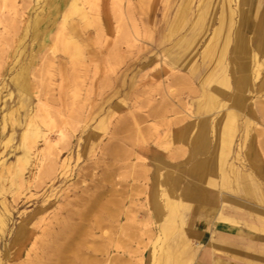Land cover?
<instances>
[{
    "label": "rangeland",
    "instance_id": "374dc122",
    "mask_svg": "<svg viewBox=\"0 0 264 264\" xmlns=\"http://www.w3.org/2000/svg\"><path fill=\"white\" fill-rule=\"evenodd\" d=\"M69 2L64 7L60 0H0V213L7 220L0 232L1 264H26L23 248L17 255L19 242H11L30 226L43 237L46 220L81 223L78 239L85 242L80 250L86 264L94 263V249L98 264L164 261L177 230L186 234L195 218V206L185 204L180 193V183L190 179L183 172L194 164L189 156L194 141L190 135L181 138L184 119L206 121V111L220 104V109L242 105L232 154L214 178L229 208L220 216L226 212L243 225L264 227V48L257 52L256 67L255 41L246 37L253 56L241 63L253 86L236 98V0H97V24H84L74 13L58 32ZM259 3L264 7V0ZM77 4L89 10L85 0ZM221 15L229 39L209 67L211 83L201 84L187 70L201 67V53ZM65 37L79 46V58L62 50ZM206 47L209 60L213 43ZM183 58L193 63L173 65ZM220 87L211 98L209 92ZM37 100L52 118L47 124L37 117L36 123L49 136L50 156L65 169L51 172V161L45 160L46 168L30 174L27 165V182L15 190L5 182L1 161L13 162L23 120L34 113ZM204 128L206 144L214 141L207 124ZM204 148L198 153L209 150ZM156 196L162 198L160 216Z\"/></svg>",
    "mask_w": 264,
    "mask_h": 264
},
{
    "label": "bare ground",
    "instance_id": "6f19581e",
    "mask_svg": "<svg viewBox=\"0 0 264 264\" xmlns=\"http://www.w3.org/2000/svg\"><path fill=\"white\" fill-rule=\"evenodd\" d=\"M77 1L78 0H71V2H69L70 4L68 3L69 5H67V7L65 8V13H64L63 19L61 21V24L59 26V29L57 28L59 30L58 32H61V31L63 32L65 22H67L66 18L69 15L74 14V13H76L77 15H79V17H81L84 24H89V25L94 24V23L97 24V22L94 21L98 18V16L96 15V13H97L96 7L98 4L94 3L97 0H85V3L88 5L89 10H87L84 7H81L82 5H78ZM247 1L248 0H236L237 10L239 12V15L241 16L240 19H241L242 28H246V27L248 28L249 18L252 15V13L255 11V9L257 8V7L253 6L254 5L253 0H251L252 2L250 3V6H247V4H248ZM61 2L64 5L63 1H61ZM94 4H96V5H94ZM64 7H65V5H64ZM234 12H235V10H234ZM240 19H239V23H240ZM134 25H136V24H134ZM258 35H259V41L256 42V45H255L256 52L254 51V56L251 53V51L248 47V44L242 38L241 34L238 31H236V33L234 35L233 53H235L238 57H240V60H235L236 63L235 64L233 63L234 65L232 64L234 67V71H236V73L238 74L237 79L235 78L236 83H237L236 90L240 91V92H237L236 98H239L240 95H242V93L247 92L248 89L251 91V87L253 86L252 85V79L253 78L251 77V75L245 74L246 65L244 63H241V60H242V58H244V60L245 59H252V56H253V58H254L253 60L256 61L255 58L257 57V52H259V50H260V41H261V39H264V32H262V33L259 32ZM71 41H72V38H70V39L69 38L66 39V37L63 38V41H62L63 46L61 48L64 52L69 53V56H71L73 58H79L81 56L79 46L77 44H73V45L70 44ZM223 41H224L223 33H222V31H219V30L214 34V37L208 41V43H213V47H214L213 48V50H214L213 54L211 55V58L209 59L210 62L211 61L214 62L215 59L218 57V54L223 51ZM55 42H56V40H55ZM70 46H72L71 53L69 52ZM262 61H264V60H262ZM258 66H259V63L256 61V67H258ZM188 72H190V71L187 70V73ZM191 72H192V70H191ZM193 74H194V72H193ZM189 75H190V73H189ZM254 77H256V78L258 77L257 70H255V72H254ZM181 82H182V80H181ZM261 82H264V79H262ZM219 90L220 89H218L217 92ZM206 101L207 100H205L204 102H206ZM207 103H209V102H207ZM204 105H206V104H204ZM222 105L223 104H220L221 107H224V105L223 106ZM239 111H242V105H240V104L235 105L234 108H232V109L228 108V109L223 110L222 112H219L215 118L211 117L212 120H211V118H209L208 115H206V121L203 120V125H204V123L207 125H210V128H211L210 132L215 139V143H214V147L212 150L211 158L208 161H205V160L196 161V162H194V164L192 166V169H191L192 172H190L191 176L194 178V180L196 181V183L199 186L206 188L209 180L213 176H215L216 171H218L217 168L222 163L221 159H223L225 154H227L229 152V146L231 145V143L233 141V137H234V134L236 131V116L238 115ZM38 113H40V114L38 115ZM5 115L2 116V121H4L3 118L5 117ZM199 115H200V113H199ZM37 117H40V119H41L40 121H42L43 123H47V124L51 123L52 117L50 115V112L46 109L45 105L40 102V100H37L36 109H35L34 113L31 116H28L23 120L24 121V123H23L24 128H23V130L19 136V145L15 146V148L13 150V151L17 152L14 155L13 162L6 164V163H4L3 160L1 161V163L3 162V166H4L3 168L5 170V177H4L5 182L8 183L10 186H15L14 187L15 190L17 189L16 187H19L21 185V183L27 182L25 180V178L23 177V171L25 170L27 165L29 166L28 172L30 174H33L32 171L34 168L38 169V171H39V168H41L43 166V163L45 162V160L47 162L51 161L50 162L51 167H49L51 172L56 171V173H57L58 169L65 167L64 162H62V163L57 162L55 155H54L55 157L50 156L49 136H48V134L43 132L42 129L37 125L36 120H35V118H37ZM201 117H203V116H201ZM188 118H189L188 120H186V118L184 119L186 125H184V129L181 133V138L184 139V138H187L188 135H190L192 137V140L194 141V142H192V144H193V148H194V152H195L198 150V148H203V145H205V143H206V138H205V134L202 131L201 132L198 131L199 128L196 125L198 122H194L195 120L190 119V116ZM196 129L198 132L194 131ZM213 131H214V134H213ZM40 142L43 144V147L41 149H39V147H38V143H40ZM43 167L46 168L45 166H43ZM62 172H63V169H62ZM62 172H61V174H62ZM34 175H36V174H34ZM63 175H64V173H63ZM54 176H55V174H54ZM57 177H59V176L57 175ZM15 193L16 192H14L12 194H15ZM12 194H11V196H13ZM28 198H29V196H28ZM161 199L162 198H160L159 196H156L155 201H154L156 204V207L158 209L159 216L161 214V209L163 206ZM4 208L7 211L6 207H4ZM36 211H35V213H36ZM85 212H88V211H85ZM79 214H78V216H79ZM81 215L84 216V213H82ZM86 217H85V219H86ZM6 222H7L6 217L0 213V232L4 230V228L6 226ZM45 223H46V225H45ZM45 223H44L45 227H43L44 229L41 228L42 229L41 231L43 233V237L42 236L41 237L35 236L34 231H33L34 228L32 226H30L29 229L26 230L25 233H23V231H21L19 234L16 233V235H15V237L11 243L17 244V242H19L17 249H16L18 252L17 255L21 254L22 248H23V250L25 251V258H26L25 262H26V264H86V262L84 260L85 257H83V255H82L83 251L80 250V247L85 242L78 239L79 235L82 233L81 232L82 231L81 223H73L72 224V223H68L67 221H63V222H59V223L54 224V223H52V221H47V220ZM91 232H93V231H91ZM159 232H162V234H163V227L162 226L159 227ZM40 238H41V240H40V242H38V239H40ZM27 243H28V247L26 246ZM92 246H94V245H92ZM26 247H27V249H26ZM93 251L95 253V256L93 259L94 263L92 261L91 262L93 264H98V262L100 261V260L98 261V258H97L98 256L96 255L98 249H94ZM1 263H2V261L0 259V264Z\"/></svg>",
    "mask_w": 264,
    "mask_h": 264
},
{
    "label": "crops",
    "instance_id": "0c3cea01",
    "mask_svg": "<svg viewBox=\"0 0 264 264\" xmlns=\"http://www.w3.org/2000/svg\"><path fill=\"white\" fill-rule=\"evenodd\" d=\"M60 1L65 3V1L69 0ZM261 1L262 0H253V6L257 8L249 18L248 28H242L240 19L239 28L237 30L245 42L248 41L246 38L248 36L254 39V45H256V42L259 41V32H264V23H262V21H264V7L259 5V2ZM247 2V6H250L252 1L248 0ZM225 17L226 15H221V18H223L222 21L219 22L217 29L207 40L208 43V41L214 37V34L218 30L222 31L224 39L223 50L225 48V44H227V40L229 39L226 32L227 26L224 21ZM239 17L241 18L240 15ZM207 43L205 44V47L201 53V67L198 69L196 68V65H190L192 66V72L191 70L189 72L190 77L195 78L197 76V79L201 82V84L205 82L211 83V79L208 77L210 76L212 70L210 71L209 67H211L212 63H216L217 60L220 59V53L214 62H210V60L204 56V54L207 53L205 50L207 48ZM262 48H264V39H261L260 41V49ZM174 63L173 65L176 66L182 64V66L187 67L193 62L188 58H183L181 62ZM207 67L209 70L206 72ZM203 69L205 72H202ZM193 72L196 74L194 75ZM218 89L220 90L217 92ZM218 89L210 91L209 95H213L210 96L211 98L217 97V94L221 92L222 88L220 87ZM201 90L205 92V89ZM220 107V105H217V107L214 109H209L206 111L207 113L205 115H208L209 118H215L219 112L228 109L227 107L220 109ZM213 110L216 111L213 112ZM213 114L216 116L213 117ZM197 122V126L200 131L204 130L205 123L203 126L202 120H198ZM208 129H211L210 125H208ZM214 143L215 139L214 141L211 140L207 144L205 143V145H203V148L209 146V150L207 149V152L205 153H201V151L198 153V150H202L203 148H198V150L195 151L196 153L194 152L193 148V152L189 153L192 161H208L212 156ZM231 145L229 146V152L225 154L223 159H221L222 163L220 166H218V171H216L215 176L209 180L206 188L199 186L191 176L190 172H192V168L183 172L186 174V178L190 177L191 180L189 179L186 182L182 181L180 183V193L185 204L193 203L195 206V218H193L189 224V229L186 234H179V230H177V235L168 244L169 250L166 251L165 260H162V262L159 264H164L166 260H168L170 264H264V227H260L256 223H247L243 225L240 223L242 219L234 217L232 218L229 214H226V212L225 215L220 216V211L222 209L228 210L229 208L225 204L226 195L219 190L217 187L218 183L214 181V178L218 175H222L220 173L222 171L221 168H223V163L227 161V155L229 153L232 154V149L230 148ZM159 165H161V163H159ZM157 174L158 172L155 171V175ZM156 183H159V181ZM174 206L171 203L169 209L173 210ZM161 226L163 227V223H160V227ZM159 234H162V232H159Z\"/></svg>",
    "mask_w": 264,
    "mask_h": 264
}]
</instances>
